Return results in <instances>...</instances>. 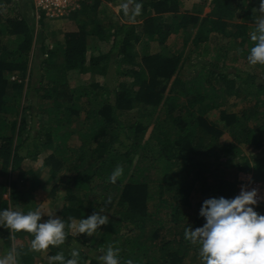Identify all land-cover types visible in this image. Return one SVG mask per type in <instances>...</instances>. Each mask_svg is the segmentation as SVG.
<instances>
[{"label": "trees", "instance_id": "trees-1", "mask_svg": "<svg viewBox=\"0 0 264 264\" xmlns=\"http://www.w3.org/2000/svg\"><path fill=\"white\" fill-rule=\"evenodd\" d=\"M105 1L109 0H83L69 16L53 21L51 24L63 23L76 30L66 32L52 50L42 35L46 21L42 14L37 20L40 32L20 14L18 19L7 20L8 30L0 24V36L14 40L13 48H0V210L10 208L13 200L24 204L22 189L34 176L23 170L22 164L49 149L45 163L53 174L64 168L71 188L84 193L72 195L69 190L58 216L66 224L71 223L70 217L78 221L86 218L96 203L95 209L108 217V223L91 236L79 234L85 236L81 241L66 227V239H76L83 247L78 250L79 264H100L90 253L101 255L109 245L119 249L120 264L128 259L134 264H187L185 254L195 252L198 245L185 239L184 230L204 223L198 215L202 202L210 197H235L237 181H227L222 170L233 168L264 184V99L249 97L252 89L264 95V65H256L251 75L245 73L242 78L238 71H230L233 77L227 73L237 58L248 55L254 43L250 34L259 15V0H210L202 19L196 14L179 15L183 0H121L117 10L125 22L115 28L94 19ZM202 2L205 5L207 0ZM124 4H129L131 11ZM149 14L154 16L142 25L135 24L138 16ZM161 14L169 15L168 23ZM194 30L195 49L218 35L228 38L229 46L216 50L214 62L203 61L209 52L204 47L200 59L193 63L200 70L191 78L181 77L178 69L191 65L193 50L188 55H183V49L149 51V42L163 45L171 34L182 31L192 35ZM48 34L51 37L53 32ZM139 40L143 43L141 54L133 50ZM59 44L61 53H57ZM90 45H100L99 53L87 59ZM101 45H107V51H101ZM237 48V56H227ZM36 52L42 53L43 60L34 67L29 59ZM56 55H61L62 62L48 65L47 58ZM85 65L90 66L89 72L101 76L114 66L117 76L132 80L111 90L97 83L69 89L67 74L84 73ZM35 69L39 78L33 83L31 72ZM11 75L15 80H9ZM25 76L30 83H24ZM163 82H171L172 95L161 103ZM9 84L10 95L5 92ZM230 94L238 97L244 108L239 113L220 111L223 125L217 129L205 114L223 107ZM34 98L42 102L34 104ZM158 107L162 119L154 118ZM125 112H131L129 117ZM41 116L46 121L38 123ZM76 124L80 127L75 132L79 145L72 147L71 126ZM151 124L152 134L143 141ZM225 133L233 143L221 140ZM155 138L158 142L153 145L150 139ZM240 146L252 148V156L242 154ZM211 164L217 169H210ZM117 166L123 172L110 183L108 177ZM218 168L221 174L214 173ZM153 172L157 178L151 177ZM204 174L211 179H205ZM196 186L205 199L193 204L191 192ZM96 189L102 191L100 201L98 194H91ZM254 209L264 214V203ZM18 233L4 228L0 240L5 248H12L10 237ZM22 249H15L17 264H28L21 258ZM47 250L50 256L59 252L70 258L56 246Z\"/></svg>", "mask_w": 264, "mask_h": 264}, {"label": "rangeland", "instance_id": "rangeland-1", "mask_svg": "<svg viewBox=\"0 0 264 264\" xmlns=\"http://www.w3.org/2000/svg\"><path fill=\"white\" fill-rule=\"evenodd\" d=\"M81 1L83 0H80L79 2ZM209 2L210 0H207V2H205V5H203L202 0H183V3L181 4V7L179 8L178 14L179 15L183 13L194 14V15L196 14L198 15L199 18L202 19L205 16V12L207 11ZM32 3H33L32 0H0V24L5 25V27H7L6 29L8 30L9 25L7 24V20L12 21L14 19H18L20 16L17 17V15L20 14L22 17L24 16L26 18L29 25L34 26L35 32H40V28L37 25V20L39 19L38 16L40 14L38 16L36 15V12H35V9ZM120 3H121V0H109V1L102 2L100 6L98 7V12H97L96 18L94 19L98 20L99 24L105 25V26L111 23V26L114 28L118 24L124 23L125 21H122L120 19V13L117 10L118 5ZM126 10L131 11V6L129 4ZM150 16L153 17L154 14H149L144 17L138 16V19L136 20L135 24L142 25V22L145 21ZM160 16L162 17L163 21L167 23L169 22L170 17L168 14H161ZM45 20H46L44 23L45 28L42 31V35L45 37L44 39H46V45L51 50L53 49V46L55 43L61 42V39L66 32L76 30L74 26H67L63 23L60 25L51 24L53 23V21L60 22L59 19H54V20L45 19ZM52 25H55V27L53 28ZM48 32H53L51 37L49 36ZM194 32L195 30L193 31L192 35H185L182 31H179L176 34H171L166 39V42L163 45H160L158 42H149V46H148L149 51L150 53L153 54V52L155 51L164 49L166 52L174 53L175 51L183 49V55H188L190 50L191 51L193 50L191 55L194 61L190 63L191 65L187 66L183 70L178 69V72L180 71L181 77L191 78L193 77V75L197 73L198 70H200L199 67L193 66V63L196 60L200 59L198 58V55H199V52L201 53L204 47H206L209 52L206 56L203 57V61L214 62V57H215V54L217 53L216 50H219L220 48L224 49L229 46L228 38L218 35L216 40L211 39V41H207V43H204L201 46H199L198 47L199 51H198V48L195 49V47H192V38H193ZM3 46H6L7 48H13L14 46L13 38L7 37V35L5 34L1 35L0 36V48ZM61 46H62L61 44L57 46L58 48L57 53L62 52ZM89 47L90 48L88 49V52L86 55L87 59L99 53V51L96 49H98L100 45H95V47L93 45H90ZM101 47H102L101 51H104V52L107 51V45H101ZM142 47H143V43L141 40L133 44V50L136 51L138 54H141ZM239 50L240 48H237L235 51H231L230 53H227L228 54L227 56H230L231 54L233 55L235 54V56H237L240 52ZM60 56L61 55H58V56L56 55L55 57L47 58V64L54 65L56 62L61 61ZM246 57L247 55H244L242 56V58L236 59V61L234 62L235 67H230V69L227 70V73H229L228 74L229 77L232 76L230 72L232 70L238 71V73L241 74V78L244 76L245 73H248L250 75L252 74L255 66L249 65ZM29 60H30L29 65L30 64L32 65L34 61L33 66L36 67L43 60V55L41 52H36L32 56V53H31V58ZM85 66L86 68H84V73L78 74L75 72H70L67 74L66 82L68 84L69 89H77L83 86H89V84L91 83H97V84L104 85L107 87V89L111 90V89L116 88L121 83L127 84V83H130V81L132 80L131 78L122 77L119 75L117 76L115 74L114 66L110 67L107 74L103 76L92 74L91 72L88 71L89 69L88 67L90 66L89 65H85ZM127 68L129 69L130 67H127ZM31 75L33 76L32 82L35 83L39 78V74L36 71V69L33 72H31ZM9 80L10 81L15 80V76L11 75L9 77ZM23 81L25 84L26 82L27 83L31 82L28 76H25ZM162 86L165 87V90L162 94L161 103L164 102V100L167 97L172 95L170 91L171 82H163ZM251 91L253 92H252V95L250 96L248 95L249 97L258 96L260 100L264 99V95H259L254 89H252ZM5 92H7V94L10 95L11 93L10 84L9 86H7ZM36 102L39 103L42 101H40V99L38 98L37 99L34 98V104ZM46 102L49 103V101H46ZM181 102H183V99H181ZM243 108H244L243 102L238 97H235L234 94H230L227 97V100L223 107L214 109V110H208L207 113L205 114V117L216 125L215 128L220 129L223 125L222 121L219 120L220 111L224 110L226 112H235V113L238 112L239 113V111L243 110ZM129 114H131V112L124 113L125 117H129L128 116ZM156 117H159V118L164 117V115L162 114L160 115L159 107L154 113V118ZM45 121H46L45 117L41 116L38 123H42ZM71 127L74 128V135H72V137L70 138L69 145L72 147H78L79 139L77 138V135L75 134V132L77 131L78 128H80L79 124H76V126L72 125ZM151 127H152V124L149 126V129L147 130L143 141L149 140L150 134H152ZM157 133H158L157 131L154 132V135L156 136ZM221 140L225 143L232 142V138L230 137V135H228V133L223 134V136L221 137ZM157 142H158L157 138L152 139V140L150 139V143L153 145H155ZM240 147L242 149V154L248 157L252 156L254 152L252 148L247 147V146H240ZM49 154H50L49 149H43L41 154L35 160L29 159L23 162L22 164L23 170L28 171L30 175L34 176V178H31V180H29L22 189L24 191L23 193L26 195L25 197H23L24 204L23 205L16 204L15 200H13L12 204L10 205V209L19 210L21 212H27V211L35 210L38 208L40 212L42 213L41 219L46 218L50 215L58 216V212L60 211L62 207L64 198L69 196V192H68L69 190L72 192L70 193L72 195L77 194L78 196L79 195L81 196L82 194H84V193L81 194V192H78L74 190L73 188H71L69 180H68L69 174L66 172L64 168H59L58 171L54 172L55 174H53L52 170L50 169V166L45 163V159L46 157H48ZM209 167L212 170L217 169V166L215 164H211ZM221 170L222 169L218 168V171L217 172L214 171V173L221 174V172L223 171L222 174L224 175V178L229 182L239 181L240 179H245V178L250 177V175L236 172L233 168L225 169L222 171ZM204 175H205L204 177H206L205 179L207 180L211 179L209 174H204ZM154 176H156L155 172H153L151 177L154 178ZM196 188L197 189H193V191L191 192L192 193L191 202L193 204L195 202H199L201 199H205V197L201 195V193H203L202 190L198 189V186H196ZM101 192L102 191L100 189H96L91 194H98L99 197L97 200L100 201ZM118 196L119 194L115 197L112 208H114L118 200ZM95 206H96V203L93 204V207H90V210L87 212V214L91 215L93 212L97 211L95 209ZM84 207H86L85 204H84ZM193 208L194 206L192 207V212H193ZM111 212L112 211H110L109 214ZM4 228L5 227L0 226V233L4 232ZM68 231H69V234L73 236L74 238L79 236L77 234H74L70 228H68ZM79 237H80L79 238L80 241L85 239V236H79ZM32 238H33L32 234L26 233L23 231L19 232L17 235L13 234V236L10 237L12 248L14 249H16L17 247L23 248L22 253H21L22 254L21 258H23L24 260H27L28 264H49L48 257L50 255L47 249L43 251L31 250L30 241ZM75 240L76 239L74 240L65 239V243L61 245H57L56 247L60 249L61 251H63L65 254H67L66 257H71V252L74 248L78 250L83 248ZM92 247L94 248L96 247V245H92ZM8 251L9 249L4 247V242L0 240V256L5 255ZM193 253H198V249L195 250V252L189 251L185 254L186 256H185L184 261L187 264H199L201 262L198 256L195 257V254ZM90 255L97 257L100 255V252L94 253L93 251H91ZM87 263L88 262H84V264H87Z\"/></svg>", "mask_w": 264, "mask_h": 264}, {"label": "clouds", "instance_id": "clouds-1", "mask_svg": "<svg viewBox=\"0 0 264 264\" xmlns=\"http://www.w3.org/2000/svg\"><path fill=\"white\" fill-rule=\"evenodd\" d=\"M33 1V0H32ZM33 4V3H32ZM125 9L128 4H124ZM139 8V5H136ZM255 28L250 34L253 45L246 57L249 65H264V0H259L256 9ZM123 169L117 166L109 175L108 181L115 183ZM249 175V174H247ZM255 189L243 188L233 198L210 197L205 199L199 209V217L204 223L190 230L185 227L184 237L198 245V258L201 264H264V214L255 211L257 204ZM42 213L37 208L27 212L10 208L0 210V226L13 232L32 234L30 248L33 251H43L49 246L65 243L66 227L74 234L91 236L98 228L108 223V217L99 211L86 218H69L66 224L60 216L50 215L42 220ZM119 249L111 245L99 256L100 264H120ZM49 264H79V251L74 248L70 258L62 253L48 257ZM0 264H17L16 250L10 249L0 256ZM125 264H134L131 259Z\"/></svg>", "mask_w": 264, "mask_h": 264}, {"label": "built area", "instance_id": "built-area-1", "mask_svg": "<svg viewBox=\"0 0 264 264\" xmlns=\"http://www.w3.org/2000/svg\"><path fill=\"white\" fill-rule=\"evenodd\" d=\"M80 0H33V6L36 15L42 14L47 20L62 19L74 10L78 9ZM39 17V16H38ZM252 190L257 192V204L264 203V184L254 182L251 176L245 179H240L236 183L235 196L239 194L241 189Z\"/></svg>", "mask_w": 264, "mask_h": 264}, {"label": "crops", "instance_id": "crops-1", "mask_svg": "<svg viewBox=\"0 0 264 264\" xmlns=\"http://www.w3.org/2000/svg\"><path fill=\"white\" fill-rule=\"evenodd\" d=\"M206 13V12H205ZM247 175V174H246Z\"/></svg>", "mask_w": 264, "mask_h": 264}]
</instances>
